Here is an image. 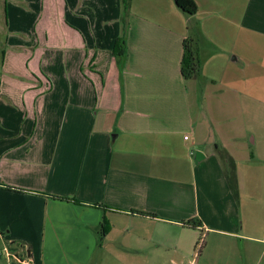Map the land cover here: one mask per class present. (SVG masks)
Segmentation results:
<instances>
[{
  "label": "crops",
  "instance_id": "1",
  "mask_svg": "<svg viewBox=\"0 0 264 264\" xmlns=\"http://www.w3.org/2000/svg\"><path fill=\"white\" fill-rule=\"evenodd\" d=\"M194 1L129 0L123 33L121 0H0L3 264L29 230L71 256L46 260L52 240L16 264H87L97 245V264H264V0ZM115 231L140 260L104 257Z\"/></svg>",
  "mask_w": 264,
  "mask_h": 264
},
{
  "label": "rangeland",
  "instance_id": "2",
  "mask_svg": "<svg viewBox=\"0 0 264 264\" xmlns=\"http://www.w3.org/2000/svg\"><path fill=\"white\" fill-rule=\"evenodd\" d=\"M98 234L100 236L103 235L102 231L100 230L98 231ZM26 235L28 236H20L16 238H14L13 236L12 237L9 236L7 238V242H6L7 248L9 250L12 249L10 250V253H11L10 264H16V262L14 261V256H13L14 252L17 253L19 258L27 260L28 253L34 250V252H38L39 254L40 251H42L43 245L45 246V250H46V247L48 244H54V243H50V241L52 240L55 241V246L53 247V249H56V251L51 253L50 255L47 254L49 255L50 259H46V260L56 261V262H59L61 260L68 261L69 257L71 256V253L69 252V250L66 249V244L63 245V243L60 241L61 237L64 238L61 232L60 233L53 232L49 236V238H47V234L44 237H41V233L37 234V232H32V230L26 231ZM57 239L59 242H57ZM121 240H122V237L120 236V233L117 231L110 233L106 238H104V240H102L103 248L109 251V252L104 253V257L106 255H109V257H112L113 255H121V256H125L126 258H130V260L131 259L140 260L139 258L144 255V251L134 250V248L133 249H121L119 247ZM2 244H0V251H1ZM203 247H204V239L200 238L197 240V242H195L194 247L192 249V253L194 252V254L195 253L197 254V255L195 254L196 255L195 259H198V254L199 252H201ZM99 252H100L99 245H97L96 247H93L92 253L90 254L91 259L90 261H88L87 264H97ZM0 253H1L0 261L3 264L5 258H4L3 252H0ZM43 255L45 257V253H43ZM79 261H84V260L79 259ZM30 262H32V260ZM107 263L111 264L112 260L108 258ZM107 263L105 261V258L103 262H100V264H107Z\"/></svg>",
  "mask_w": 264,
  "mask_h": 264
},
{
  "label": "trees",
  "instance_id": "3",
  "mask_svg": "<svg viewBox=\"0 0 264 264\" xmlns=\"http://www.w3.org/2000/svg\"><path fill=\"white\" fill-rule=\"evenodd\" d=\"M121 2L123 6L121 21L123 25V33H125L129 0H121ZM174 2L177 5V7H179L183 12L189 15L195 14L197 11V5L194 0H174ZM123 45H124V34L119 36L115 42L113 55H115L117 58L119 56L122 57V55L124 54ZM3 56H4V51L3 48L0 47V66L3 63ZM117 64L119 65V69H120L121 68L120 59L117 60ZM198 71H199V61L197 58L195 42L192 38H185L183 41V54L180 61L181 75L185 79H189L196 76ZM56 198L62 200H68V201H77L73 196H57ZM98 206H101V204H98ZM138 213L149 215V213L142 211H139ZM184 223L192 226H198L200 225V220L191 218L184 221ZM106 227H107V222L105 220L99 224L100 231H102L103 235L106 233Z\"/></svg>",
  "mask_w": 264,
  "mask_h": 264
},
{
  "label": "water",
  "instance_id": "4",
  "mask_svg": "<svg viewBox=\"0 0 264 264\" xmlns=\"http://www.w3.org/2000/svg\"><path fill=\"white\" fill-rule=\"evenodd\" d=\"M203 158V154L201 153V152H199V151H196L195 152V155H194V159H195V161H199V160H201Z\"/></svg>",
  "mask_w": 264,
  "mask_h": 264
},
{
  "label": "built area",
  "instance_id": "5",
  "mask_svg": "<svg viewBox=\"0 0 264 264\" xmlns=\"http://www.w3.org/2000/svg\"><path fill=\"white\" fill-rule=\"evenodd\" d=\"M184 138L187 139V136L185 135ZM195 254H196V253H195ZM193 263H194V261L191 262V264H193Z\"/></svg>",
  "mask_w": 264,
  "mask_h": 264
}]
</instances>
